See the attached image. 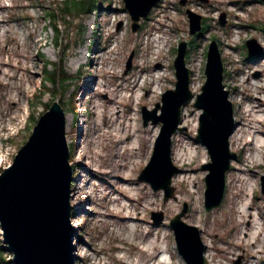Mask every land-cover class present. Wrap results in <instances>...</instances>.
<instances>
[{
    "label": "rangeland",
    "instance_id": "374dc122",
    "mask_svg": "<svg viewBox=\"0 0 264 264\" xmlns=\"http://www.w3.org/2000/svg\"><path fill=\"white\" fill-rule=\"evenodd\" d=\"M56 2L0 0V172L30 135L34 120L47 110L45 104L62 98L66 141L74 151L70 161L74 264H160L158 258H165V264H185L169 225L183 202L188 203L184 220L201 231L206 264H264L260 186L264 145L257 146L264 140V119L256 118L264 114V56L247 59L251 56L244 43L253 37L264 47V0H161L134 32L122 0H101L97 11L70 17L68 26L60 20L58 44L49 21L33 9L40 4L48 9ZM186 8L202 16V28L208 22L202 35L189 33ZM18 12L28 18L16 17L21 16ZM222 12L224 24L218 19ZM212 38L219 43L223 82L233 103L235 127L229 141L238 156L226 174L221 204L207 212L206 171L200 166L209 157L194 136L200 109L192 101L204 82L206 49ZM182 39L188 41L186 60L195 91L182 109L181 124L187 130L172 136V160L178 167L172 178L175 197L164 200L162 190L154 191L137 177L160 128L158 122L143 125L141 106L152 108L166 89L173 88L172 62ZM195 42L199 45L193 49ZM155 43L161 45L157 53ZM43 59L60 63L75 75L74 97L72 88L53 95L44 87ZM14 93L17 102L10 97ZM243 204L245 214L240 213ZM151 211H162V221L153 223ZM154 239L152 248H147ZM9 253L3 252L6 257L12 256Z\"/></svg>",
    "mask_w": 264,
    "mask_h": 264
},
{
    "label": "water",
    "instance_id": "95a60500",
    "mask_svg": "<svg viewBox=\"0 0 264 264\" xmlns=\"http://www.w3.org/2000/svg\"><path fill=\"white\" fill-rule=\"evenodd\" d=\"M160 0H122L130 17L131 31H137L141 19L147 18ZM206 2L208 0H201ZM184 3L185 0H180ZM189 33L201 29V15L185 10ZM219 21L226 22L225 12ZM264 30V25H263ZM251 57L261 56L264 47L255 39L245 40ZM187 40H180L173 58L174 86L166 89L152 108L141 106L142 123H160L148 162L138 179L162 190L163 199L175 197L172 178L177 165L172 160V136L187 130L181 123L182 108L192 100L190 73L186 64ZM133 51L127 58L130 68ZM204 82L195 94L193 105L200 109L195 139L206 149L209 160L201 164L204 175V209L218 207L225 194L226 174L238 153L230 149V136L235 127L233 103L223 82L224 64L216 38L208 43L204 64ZM257 74V73H256ZM72 164L65 136V112L54 100L34 124L26 141L18 148L12 162L0 172L1 237L12 253L14 264H74V233L71 216ZM264 194V174L260 175ZM188 203L170 219L175 246L185 264H205L201 231L184 220ZM153 223L163 219L162 211H151ZM238 264V261H234Z\"/></svg>",
    "mask_w": 264,
    "mask_h": 264
},
{
    "label": "trees",
    "instance_id": "16d2710c",
    "mask_svg": "<svg viewBox=\"0 0 264 264\" xmlns=\"http://www.w3.org/2000/svg\"><path fill=\"white\" fill-rule=\"evenodd\" d=\"M102 5L101 0H57L56 5L51 6L50 8H46L47 6H44L42 4L38 6H34V11H37L38 15L41 13L44 15V17L49 21L51 24V27L54 30V33L56 34L55 37V44H58L59 41V33H60V20L68 26L69 23H71L70 17H80L84 14L91 13L92 11H97L100 6ZM123 9V8H122ZM40 14V15H41ZM18 15L21 16H16L18 18H28L27 14H22L21 12H18ZM41 15V16H43ZM151 16H148L145 19V22L150 19ZM205 18V17H203ZM208 22L204 28H202L196 36L202 35L205 31L206 28L208 27ZM78 26H83L82 23H80ZM97 35V31L94 32ZM199 45L198 42H195L193 44V49H195ZM188 50V49H187ZM40 54V52H38ZM264 56V53L262 57ZM253 57H247V59H252ZM44 69L47 72V77L43 78V84L44 87L48 89L49 92L53 93V95L60 94L63 95L65 94L69 89L72 88L70 92V96H75L77 92V88L75 84V75L70 74L65 66H60V63L52 62L47 59L42 60ZM53 67V70H51L49 67ZM77 77V75H76ZM41 94V90L37 92L36 98L39 99ZM59 103L62 106V98H60ZM66 104V103H65ZM72 104V102H71ZM47 109L49 108L48 104H45ZM63 107V106H62ZM72 107V106H71ZM76 107H74L73 112L75 113ZM73 113V114H74ZM77 113V112H76ZM37 121V120H36ZM34 120V122L36 123ZM74 122L75 125L77 124L76 118L74 115ZM74 155L73 149H69V160H72V157ZM74 172V166H73V175L75 176ZM77 175V174H76ZM73 177V176H72ZM73 181V180H72ZM74 182L71 183V186H73ZM3 244V245H2ZM9 253L10 251L7 249L6 244H4L3 240L0 238V264H9L11 262L10 256H5L3 252ZM10 255V253H9ZM76 264V263H75Z\"/></svg>",
    "mask_w": 264,
    "mask_h": 264
},
{
    "label": "bare ground",
    "instance_id": "6f19581e",
    "mask_svg": "<svg viewBox=\"0 0 264 264\" xmlns=\"http://www.w3.org/2000/svg\"><path fill=\"white\" fill-rule=\"evenodd\" d=\"M155 46H156V48L154 49V53H157L158 51H159V48L161 47V45L159 44V43H155ZM80 63V62H79ZM159 75L157 74V75H155V79L157 80V77H158ZM14 86V85H13ZM190 88H191V91H195V89H194V86H193V84L191 83L190 84ZM108 90L106 87L105 88H103V90ZM105 90V91H106ZM108 92V91H107ZM10 97H12L13 99H14V102H17L16 100L18 99V94L17 93H14V94H11L10 95ZM11 99V98H10ZM112 108H114V107H110L109 109H108V114H107V116H108V119L109 120H111V119H113L112 117H113V115H112V112L113 111H111V109ZM113 110V109H112ZM256 118H260L261 120H263L264 119V114H259ZM69 119H68V117H67V120H66V129H70L69 127ZM111 122V121H110ZM257 129V128H256ZM116 130H117V128H116ZM258 131H261V130H259V129H257ZM108 131V130H107ZM115 131V130H114ZM118 132V131H117ZM103 135V134H102ZM118 137V136H117ZM264 145V140L263 141H259V143H257V146H258V148H260L261 146H263ZM183 155H184V152L182 151L181 152V159H183ZM179 159V158H178ZM240 213H247V208H246V204H243L241 207H240ZM249 227H252V223H249ZM74 228V227H73ZM74 230V229H73ZM133 231V229L130 231V232H132ZM156 242V239H154V240H151L150 241V243L148 244L149 245V247H147V248H150L151 247V245H152V243H155ZM75 245V244H74ZM152 248V247H151ZM155 258V257H154ZM166 259L165 258H158V262L160 263V264H165L166 263V261H165ZM157 262V263H158Z\"/></svg>",
    "mask_w": 264,
    "mask_h": 264
},
{
    "label": "built area",
    "instance_id": "2783aa9c",
    "mask_svg": "<svg viewBox=\"0 0 264 264\" xmlns=\"http://www.w3.org/2000/svg\"><path fill=\"white\" fill-rule=\"evenodd\" d=\"M1 232H2V230L0 229V237H1ZM2 238V237H1ZM10 258L12 259V256H10Z\"/></svg>",
    "mask_w": 264,
    "mask_h": 264
}]
</instances>
